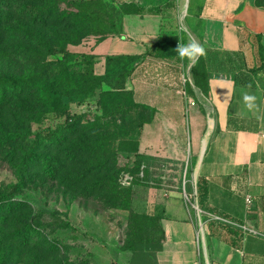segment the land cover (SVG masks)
I'll list each match as a JSON object with an SVG mask.
<instances>
[{"label": "crops", "instance_id": "crops-1", "mask_svg": "<svg viewBox=\"0 0 264 264\" xmlns=\"http://www.w3.org/2000/svg\"><path fill=\"white\" fill-rule=\"evenodd\" d=\"M125 3L151 12L124 15L119 33L93 40L90 54L97 75L106 73L108 58H138L118 87L151 111L136 152L150 181L136 188L132 209L160 218L164 240L156 264H264V0ZM180 10L182 26L175 20ZM164 37L176 41L154 54ZM190 40L206 56L189 72L175 48ZM242 90L255 95L256 109L244 107ZM183 170L193 174L185 192L201 212L207 255L179 179H159ZM96 241L109 255L102 264H131L133 254L122 245Z\"/></svg>", "mask_w": 264, "mask_h": 264}, {"label": "rangeland", "instance_id": "rangeland-1", "mask_svg": "<svg viewBox=\"0 0 264 264\" xmlns=\"http://www.w3.org/2000/svg\"><path fill=\"white\" fill-rule=\"evenodd\" d=\"M128 1L134 0H77L91 3L93 16L105 21V30L90 22L76 25L69 16L76 9L68 4L51 14L47 27L39 29L37 38L12 37L3 30L0 74L25 79L40 77L62 94L66 87L60 83L61 78L87 87L90 43L111 32L131 6L125 5ZM3 8L7 10V26L27 20L31 10L19 11L20 2L1 5ZM175 20L182 26V10ZM63 101L65 109L51 111L24 93L0 104L2 130L23 136L0 144V199L16 186L20 189L10 203H0V264H102L101 259L105 257L107 263L109 255L102 253L105 249L97 238L112 239L115 245L133 239L135 226L129 208L132 201L126 191L138 195L140 189H134V184L142 175L134 169L133 155L120 152V137H112L115 133L121 136L123 129L132 130L137 119L148 117L149 111L128 109L107 117L99 109L98 97L82 102L65 96ZM73 116H82V120L69 130ZM55 131L62 136L49 144L44 136ZM32 148L38 157L29 162L25 153ZM159 175L163 181L179 179L180 191L199 223V207L189 201L185 192V184L193 174L183 170ZM147 194L148 190H144L143 195ZM67 222L71 228L66 227ZM206 246L205 238L201 239L202 252L207 255ZM94 251L100 254L99 262Z\"/></svg>", "mask_w": 264, "mask_h": 264}, {"label": "trees", "instance_id": "trees-1", "mask_svg": "<svg viewBox=\"0 0 264 264\" xmlns=\"http://www.w3.org/2000/svg\"><path fill=\"white\" fill-rule=\"evenodd\" d=\"M0 2H2L0 4V34H3V30H5L8 35L12 37H20L28 40L37 38L39 35V29L47 27L51 14L63 4H68L76 9V12H69V16H72L73 19H75L76 25L79 26L90 22L99 25L104 30L107 29L105 21L102 18L93 16V9L89 2L83 3L77 2V0H0ZM18 2L21 3V8L19 9L21 12H25L31 8L27 14L28 19L18 25H4L6 23L4 22V18H6L5 12H7V10H4V8L1 9V5H3V7L6 5L11 6ZM125 5L131 6H128L129 8L127 7L128 10L121 15L118 23L116 22V25L113 26L111 32L107 35H105V33L100 36V39L97 40V42L118 34L119 25L124 15L151 12V10H146L138 6L136 3H127ZM175 41L176 38L174 37L162 38L160 45L155 49L154 54L157 55L159 50L165 47V44L170 42L174 44ZM168 46L171 45L168 44ZM89 57L90 62L88 73L90 84L87 87H80L68 78H61L60 83L66 87V92L64 94L58 91L46 79L40 77H28L25 79L10 73L0 74V104L3 105L13 98L28 93L34 99L36 104L47 107L51 111L66 108L63 101L65 96L78 98L82 102L89 98L98 97L99 109L107 117L120 114L128 109L147 110L149 111V116L137 119L132 130H129L128 132L123 129L121 136H119L118 133H115L112 137L113 140H118L120 137V152L122 155H133L134 161L132 163L134 169L137 174H141L142 161L141 158L136 156L139 146L138 132L143 123L151 117V111L149 108L136 103L131 91L119 90L118 87L121 80L127 79L130 76L133 69L132 64H134L138 58H108L106 73L104 75H97L94 71V56L90 54ZM81 120L82 116H73V118L70 119L69 130H74L75 126ZM2 129L3 127L0 125V144L12 143L23 137L16 133L5 134ZM61 136L62 134H58L56 131L50 132L44 136V140L49 144H53L58 142ZM37 157L38 155L35 152V148H32L25 153L26 161L34 162ZM132 178L134 182L136 177L133 176ZM139 179L141 180H136L134 189L144 185L147 181H150L149 174H146L145 172L143 173L142 178L140 177ZM19 190V186H16L10 194L1 198L0 203L2 206L5 203H10ZM126 193L131 197V201L133 202L137 195L136 192L127 190ZM129 208L133 215L135 231L132 236L133 239L126 241L121 246V249L132 252L133 258L131 264H156V252L161 250L162 241L164 240L160 218L155 215L138 214L132 209V205H130ZM66 227L71 228L72 225L67 222Z\"/></svg>", "mask_w": 264, "mask_h": 264}, {"label": "clouds", "instance_id": "clouds-1", "mask_svg": "<svg viewBox=\"0 0 264 264\" xmlns=\"http://www.w3.org/2000/svg\"><path fill=\"white\" fill-rule=\"evenodd\" d=\"M175 50L181 60L186 58L189 61V72L198 62L200 57L206 56L205 48L196 40H190L186 45L178 42ZM248 87L250 88L251 85ZM242 99L244 107L248 110L251 111L257 108L255 95L242 90Z\"/></svg>", "mask_w": 264, "mask_h": 264}, {"label": "built area", "instance_id": "built-area-1", "mask_svg": "<svg viewBox=\"0 0 264 264\" xmlns=\"http://www.w3.org/2000/svg\"><path fill=\"white\" fill-rule=\"evenodd\" d=\"M130 177H126V181H129ZM246 201L248 204L252 203L251 197L247 196ZM203 238V225L201 222H199V235H198V245L201 247V239Z\"/></svg>", "mask_w": 264, "mask_h": 264}]
</instances>
